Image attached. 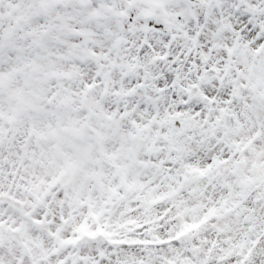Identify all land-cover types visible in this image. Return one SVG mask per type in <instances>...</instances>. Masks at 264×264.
<instances>
[{
    "label": "snow or ice",
    "instance_id": "snow-or-ice-1",
    "mask_svg": "<svg viewBox=\"0 0 264 264\" xmlns=\"http://www.w3.org/2000/svg\"><path fill=\"white\" fill-rule=\"evenodd\" d=\"M0 264H264V0H0Z\"/></svg>",
    "mask_w": 264,
    "mask_h": 264
}]
</instances>
